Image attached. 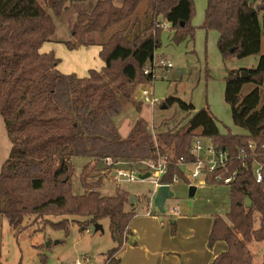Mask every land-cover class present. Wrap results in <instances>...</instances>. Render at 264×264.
<instances>
[{
	"label": "trees",
	"instance_id": "obj_1",
	"mask_svg": "<svg viewBox=\"0 0 264 264\" xmlns=\"http://www.w3.org/2000/svg\"><path fill=\"white\" fill-rule=\"evenodd\" d=\"M86 1L0 0V117L10 142L8 157L0 168V217L15 237L34 224L67 234L72 223L87 230L107 219L114 246L105 253L104 264H120L118 255L130 236L128 226L135 213L125 210L127 192L116 188L112 197L100 195L110 173L105 160L113 164L125 161L136 168L141 162L167 156L166 174L160 183L170 185L174 178L186 182L176 161L193 162L191 143L202 138L227 154L224 167L205 179L206 185L226 186L229 192L228 210L223 216L212 217L207 237L209 249L223 243L225 250L210 264H252L248 245L259 243L264 250V102L260 105L264 0H205L200 24L204 32L217 34L222 60L259 55L255 68L230 70L224 76L223 100L233 126L244 134H234L227 127L221 133L207 103L196 110L188 98L168 94L157 111L175 105L177 112L152 125V131L136 120L126 138H121L114 118L128 104L140 111L133 93L154 82L144 69L161 46L163 25L171 32L172 44L193 41L194 3L97 0L89 12L77 14L69 40H57L54 18H60L72 4ZM144 1L146 7L139 18L135 14ZM251 16L260 19L255 23ZM118 25L124 28L101 38ZM49 42L63 44L68 50L98 44L103 67L89 70L83 78L62 74L57 70L60 60L53 53L39 52ZM247 84L253 88L242 95ZM250 141L257 147L254 155L248 149ZM78 157L87 162L79 175L82 194L73 195L72 159ZM258 167L260 183L254 175ZM93 173L100 176L89 181ZM229 177L232 181L224 185L223 179ZM171 226L174 230L173 222ZM262 258L264 261V254ZM39 260L44 263L45 256L39 255Z\"/></svg>",
	"mask_w": 264,
	"mask_h": 264
},
{
	"label": "rangeland",
	"instance_id": "obj_2",
	"mask_svg": "<svg viewBox=\"0 0 264 264\" xmlns=\"http://www.w3.org/2000/svg\"><path fill=\"white\" fill-rule=\"evenodd\" d=\"M97 0H87L83 3H76L69 6V9L60 18H54L56 26L55 38L58 40H69V30L77 14L89 12ZM119 4L121 0H113ZM194 16L191 25L195 28L193 41L183 42L174 45L169 42V35L166 30L161 33V46L155 51L157 56L163 57L169 62L172 68L168 69L166 77L154 80L150 90L154 98L164 100L170 94L183 100L188 98L196 108H200L205 103L209 106L210 112L215 117L218 127L224 129L228 127L234 134H244L242 130L233 126L229 108L223 100L224 76L227 71L253 69L256 67L259 55L244 58L232 57L229 60H222L217 51V36L214 31L204 32L200 28L203 19L205 0H193ZM146 2L144 1L137 9L135 15L142 18ZM49 12V11H47ZM257 18L251 16L253 22L257 23ZM124 25L116 26L112 31L106 32L101 38L106 39L113 31L120 30ZM126 28V26H125ZM56 56L62 60L63 65L73 66L84 65V72L78 74L85 76L86 68L92 66L94 62H101L98 55H88L86 52L70 53L65 46H57ZM72 55L73 58L71 57ZM260 55H264V36L261 39ZM55 56V55H54ZM177 71H181L178 73ZM253 85L243 86L241 94L245 95L252 90ZM132 100L141 106L137 112L131 104L114 118L118 132L122 136L129 135L136 120L143 121L147 128L152 131V125H156L161 119L171 117L177 112L174 105L167 110H158L159 105L151 106L142 102L138 89H135ZM264 102V91L260 105ZM127 135V136H128ZM207 145V144H206ZM10 142L5 132V128L0 117V168L4 160L8 157ZM85 158H73L74 175L72 178L73 195L82 194L79 182V175ZM136 170H141L137 166ZM187 173V170L185 171ZM100 173H93L89 181H95ZM116 188L126 191L129 198H133L125 206L126 211H134L135 217L131 222V229L135 234L138 245L148 248L149 232L154 235L161 233L166 238H173L177 235L176 229H172L171 223H180L178 232V247L185 251L180 261L184 264H202L208 259L211 249L207 247L208 224L210 216L227 212L229 207V192L226 186H210L197 188L191 193L189 185L177 179L171 187L172 197L168 198L163 205V212H159L153 204V183L149 179L136 180L134 182L116 183L114 174L110 173L103 180L99 193L104 197L115 195ZM173 208L178 213L173 211ZM179 216H181L179 218ZM178 219H182L177 221ZM52 221L59 219L51 218ZM27 225V220L23 226ZM96 226L99 229H96ZM109 222L107 219L101 220L98 224L90 226L84 230L77 222L72 223L67 234L63 230H54L49 226L42 228V224L28 226L17 237L14 231L8 226L6 220L0 217V264H73L77 259L88 258L84 264H104L105 253L114 246L109 232ZM176 227V225H175ZM207 237L204 243L205 252L199 248L202 240ZM195 236H192V235ZM145 236V237H144ZM188 237L192 238L188 240ZM146 241V242H145ZM43 247L38 249L37 247ZM152 250V246L150 247ZM248 249L252 255V264H264V250L262 244L250 243ZM39 255L45 256L42 263ZM211 260L208 264H210ZM204 264V263H203Z\"/></svg>",
	"mask_w": 264,
	"mask_h": 264
},
{
	"label": "built area",
	"instance_id": "obj_3",
	"mask_svg": "<svg viewBox=\"0 0 264 264\" xmlns=\"http://www.w3.org/2000/svg\"><path fill=\"white\" fill-rule=\"evenodd\" d=\"M162 28L163 30L168 29L166 25H163ZM157 67H164L166 70L172 68L171 64L162 58L155 60L152 59L150 65L144 69V74H150L152 80H155L154 69ZM150 88V85L139 86L137 88L141 95V101L146 102L151 106L156 104L159 105V101L153 97L152 90H150ZM256 148V144L253 141H250L248 144V149L252 155H254ZM260 148L262 149L263 146ZM189 153L195 158V160L190 163H185L179 159L176 161V166L181 170L182 175L190 185L199 186L205 184L206 177L214 173L216 169L224 167L227 161V154L225 152L216 151L207 139H194L191 143ZM166 162L167 156L159 157L157 161L141 162V170L139 171H137L134 167H130L125 161H120L113 164L109 159H106L105 166L110 169V173L114 174L117 184L121 182H134L136 180H140L139 177L147 173L149 175L147 179L153 183L154 193L158 187L163 185L168 186L170 189L171 185L177 181V179L174 178L172 180V184L170 185L160 183L161 177L166 174ZM186 170L187 173H185ZM254 175L256 183H260L262 180V175L261 169L259 167L255 169ZM218 180V178H215V181ZM231 181L232 177L225 178L223 179V184L228 185ZM173 211L175 212V208H173ZM87 260L88 258L83 257L80 260L76 259L73 264H84V262Z\"/></svg>",
	"mask_w": 264,
	"mask_h": 264
},
{
	"label": "crops",
	"instance_id": "obj_4",
	"mask_svg": "<svg viewBox=\"0 0 264 264\" xmlns=\"http://www.w3.org/2000/svg\"><path fill=\"white\" fill-rule=\"evenodd\" d=\"M166 32H168V35L171 36V32H169V31H166ZM216 36H217V34H216ZM169 39H170V37H169ZM62 45L63 44L52 43V42L45 43L40 48L39 52L40 53H50L51 52V53H53L55 55L56 58H58L56 56V51L58 49L57 46H62ZM100 49H101V47L98 44H96V45H91V46H87V47H78L77 49L69 50L67 52H70V53H73V54L78 53V52L79 53L86 52L88 55H92L93 58H94V56L98 55ZM66 50H68V49L66 48ZM73 56L74 55H72L71 57L73 58ZM160 58L164 59L163 57L157 56L154 53V57H153L154 60L155 59H160ZM62 64H63V62L60 59V63L58 65V67H57V70L59 72H61L62 74H65V75L75 74L78 78L86 77L88 75V71L89 70L100 71L101 68L103 67V62L102 61L101 62H99V61L94 62V64L92 66H89L88 68H86L85 76L81 77L82 74H78L79 73L78 71H81V72L83 71L84 72V69H82V67L84 65H82V64L77 65L76 64V66L75 65L70 66V65L67 64L65 66L63 65V68H62ZM167 71L168 70H166L164 67L155 68L154 69L155 80L157 78L166 77ZM223 91H224V89H223ZM152 95H153V92H152ZM153 97H154V95H153ZM162 101L160 100L159 103L162 102ZM194 108L196 110L199 109V108H196L195 106H194ZM140 110H141V108H140ZM224 129H220L219 128V131L221 133H224L225 132ZM127 135L126 136L120 135V136H121V138H126ZM186 183L188 184L187 181H186ZM188 185H189L190 188L191 187L193 188L191 193H194L197 188H203V187L206 186V184L199 185V186L190 185V184H188ZM132 212H134V211L132 210ZM175 212L178 213L177 210H175ZM225 213L226 212L222 213L221 215L220 214H215V215L223 216ZM213 216H210V219H209L208 234H209L210 227H211V224H212V217ZM134 217H133V219H134ZM180 217L181 216H179V218ZM180 220H182V219H178L177 221H180ZM131 222H132V220H131ZM131 222H130V224L128 226V228L130 230V236L128 237L127 242L124 244L123 248L121 249V251L119 252V255H118L119 258H120V264H184V263H182L180 261V258L182 257L183 253H186V252L185 251H183V252L181 251V249L178 247L180 242L178 240H176V239H178V232L180 231V223L173 222L174 223V229H176L175 233L177 234L173 238L170 237L168 239L167 237L165 238L164 235H162L161 233H159L158 235H154L153 232H149L146 237L148 238L147 243L149 244V242H150V244H149L148 248H144V247L138 245V243L136 242L135 234H134V232L131 229ZM175 225H176V227H175ZM192 236H195V235L193 234ZM206 237H207V233H206L205 239L202 240V244L203 245L199 246V248L202 249L204 252H205L204 243H205ZM188 240L192 241V238L190 237V239H189V237H188ZM151 246H152V250L150 248ZM224 250H225V245L223 243H216L213 246V248L211 249V252H210V255H209L208 259L206 260V262H203V263L204 264H208L210 260L212 261L216 255H218L220 252H222Z\"/></svg>",
	"mask_w": 264,
	"mask_h": 264
},
{
	"label": "water",
	"instance_id": "obj_5",
	"mask_svg": "<svg viewBox=\"0 0 264 264\" xmlns=\"http://www.w3.org/2000/svg\"><path fill=\"white\" fill-rule=\"evenodd\" d=\"M177 72L181 73V71H177ZM241 76L246 77V74L241 73ZM162 108H164V106H162ZM148 177H149V175L146 173V174L140 176L139 178H140V180H145ZM190 190L192 191L193 188L191 187ZM171 197H172V193H171L169 187L166 185L160 186L153 193V204L159 212H163V205H164L165 201ZM129 200H130V202H133V198L130 197ZM245 205L246 206L250 205L249 200H247V199L245 200ZM96 229H99V228L96 226Z\"/></svg>",
	"mask_w": 264,
	"mask_h": 264
}]
</instances>
